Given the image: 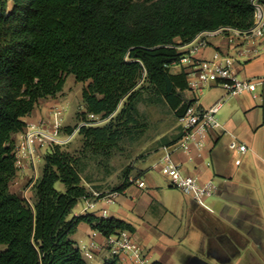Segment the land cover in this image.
<instances>
[{
	"label": "trees",
	"instance_id": "obj_1",
	"mask_svg": "<svg viewBox=\"0 0 264 264\" xmlns=\"http://www.w3.org/2000/svg\"><path fill=\"white\" fill-rule=\"evenodd\" d=\"M254 19L252 0H0V244L6 245L0 264H88L72 237L82 222L107 237L135 230L116 216L73 214L91 192L78 157L59 145L44 156L33 200L11 190L18 169L14 135L24 132L25 117L41 99L56 97L70 74L87 83L80 116L109 120L79 127L84 149L111 156L138 127L137 103L147 88L178 119L194 102L186 94L187 71L171 70L184 53L180 46L203 31L248 30ZM204 220L217 237L215 250L240 253L239 233L214 218ZM118 262L114 255L105 264Z\"/></svg>",
	"mask_w": 264,
	"mask_h": 264
},
{
	"label": "crops",
	"instance_id": "obj_2",
	"mask_svg": "<svg viewBox=\"0 0 264 264\" xmlns=\"http://www.w3.org/2000/svg\"><path fill=\"white\" fill-rule=\"evenodd\" d=\"M198 35L206 36L207 46L194 49L196 36L195 42L180 46V50L194 49L192 55L199 59H211L216 50H228L234 56L233 70L239 78L257 79L262 76L264 51L258 52L254 43L238 45V41H230L227 33L221 32ZM183 68L177 63L171 70L179 72ZM199 78V73L187 74L189 89L186 94L190 99L197 97L196 104L202 107H210L222 100L217 114L222 127L210 129L203 146L192 143L188 150H177L174 158L184 172L197 174L204 182H214L215 191L208 199L215 195L220 199L209 204L213 210L202 208L190 195L174 187L171 181L169 185L163 184L151 174L150 170L160 169L156 163L163 154L162 147L174 142L164 135L158 140V148L136 164L129 184L118 191L112 201L105 196L93 198L96 199V208L92 211H85L82 201L73 209V214L94 212L131 223L135 227L133 232L137 241L147 254V264L155 261L164 264H264V84H259L255 91L232 95L224 84L209 79L201 83L199 92L190 84V80ZM43 99L32 114L25 117L27 123L37 122L43 114H48L47 108L41 104ZM22 136L23 131L14 135L16 146ZM234 137L247 144L245 152L230 148ZM237 159L241 160L240 163H236ZM40 160H43V165L39 177L45 163L44 156ZM17 167L11 190L33 200V185L37 177L33 178L27 159L21 158ZM140 179L146 181V186H138ZM104 210H107V215L103 214ZM204 217L214 218L218 225L229 227L241 235L244 246L239 254L232 257L215 250L217 237L204 227ZM182 218L191 220V227L198 237L191 238L190 234L182 231L184 224L177 222ZM72 237L81 247L88 264H105L107 259L118 255L108 243V237L88 223L82 222ZM190 238L192 252L185 248ZM88 248L92 251L91 258L84 252ZM118 257V264H141L125 253Z\"/></svg>",
	"mask_w": 264,
	"mask_h": 264
},
{
	"label": "built area",
	"instance_id": "obj_3",
	"mask_svg": "<svg viewBox=\"0 0 264 264\" xmlns=\"http://www.w3.org/2000/svg\"><path fill=\"white\" fill-rule=\"evenodd\" d=\"M252 3L254 5L255 19L254 25L250 29L240 30L232 27H220L213 31H203L201 34L204 32L206 35L219 32L227 33L229 40L232 42L238 41V45L251 42L258 48V52L264 51V0H252ZM195 41L194 49L208 45L207 38L203 35H197ZM194 49L185 51L179 63L183 65L187 74L199 73V80H190L191 86L194 89H198L199 92L202 88L201 83L209 79H214L224 84L230 89V94L232 95L245 91H255L259 84H264V72L257 79L239 78L233 70L234 56L228 50H216L211 59H199L192 55ZM193 99L194 102L189 105L185 115L180 118L183 126L182 136L176 142L162 147L163 154L156 163V166H159L161 172L170 179L174 187L190 195L202 208L212 211L213 209L207 202V198L215 191L216 186L214 182L212 180L204 182L200 179L199 175L184 172L181 164L175 160L174 153L179 149L188 150L189 145L192 143L203 146L204 139L210 129L222 127L221 122L217 118V114L221 109L223 101L219 100L210 107H202L196 104L195 98ZM65 110L66 108L64 106H54L50 110L52 115L51 119L42 118L37 123L27 124L23 132V139L17 144L15 149L17 164L24 156L28 157L31 162H34V148L38 143L55 142L57 144H64L72 138L70 134H67L65 137L61 135ZM83 124L88 123L82 122L80 126ZM229 146L231 149L240 152H245L248 148L246 143L236 137L231 140ZM240 161V159H237L236 163H240ZM138 186H146V181L144 179L138 180ZM117 193L118 191H112L108 194L101 195L100 192L92 191L91 196H84L82 198L85 203L84 210L92 211L96 208V199L93 198L105 196L112 201L114 195ZM103 214L107 215V210H104ZM108 243L112 245L115 253L118 255L125 253L141 264L148 263L147 254L137 241L133 231L129 229L120 230L108 237ZM91 246L95 247V244ZM84 252L90 258L93 256L91 248L84 249Z\"/></svg>",
	"mask_w": 264,
	"mask_h": 264
},
{
	"label": "rangeland",
	"instance_id": "obj_4",
	"mask_svg": "<svg viewBox=\"0 0 264 264\" xmlns=\"http://www.w3.org/2000/svg\"><path fill=\"white\" fill-rule=\"evenodd\" d=\"M9 5H11V0H9ZM86 85L87 83L77 81L75 76L70 74L63 90L58 93L56 97H48L47 99H43L41 103L43 107L47 108L48 114H43L42 117L45 119L52 118L50 113L52 107L64 106L66 108L63 115L61 135L65 137L67 134H70L72 138L64 144H57L55 142H41L36 144L34 148V162H31L26 156L22 158L27 159L28 165L32 169L33 178H38L41 166L43 165V160H40L41 157L45 156L54 145H59L63 150L78 157L82 183L87 189L91 193L92 191H97L100 192L101 195H105L112 191H116L118 187L129 181L130 176L135 173L136 164L142 160L143 157L149 155L152 150L158 148L160 145L158 143L160 137L166 135L168 139L174 141L178 136L183 134V126L168 103L147 88L142 93L137 103L138 127L134 129L132 134L122 138L119 148L113 151L111 156L95 153L88 148L84 149V138L83 135L79 133V126L82 122H85L80 116V113L85 110L82 90ZM195 99H197V97ZM87 119L86 120L89 122L86 123L96 126L104 125L109 120L108 118H102L99 115L96 116L93 114L87 115ZM70 128H73V130H70ZM150 172L163 184H170V180L167 179L168 177L161 172L160 169H152ZM57 185L63 188L61 183H57ZM26 198L30 199L27 196ZM219 199L220 198L215 195L209 199L207 198V202L211 205L213 201H219ZM82 201L81 199L80 202L82 203ZM188 219L189 218H182V220L177 222L184 224L182 228L184 233L190 234L189 236H191V238H196L198 237V233L191 227V220ZM191 238L190 243L185 246L188 252L193 251ZM5 246L4 244H0V249L5 248Z\"/></svg>",
	"mask_w": 264,
	"mask_h": 264
}]
</instances>
